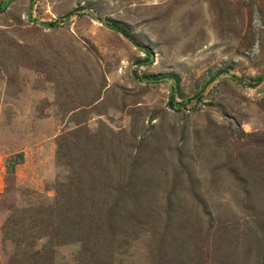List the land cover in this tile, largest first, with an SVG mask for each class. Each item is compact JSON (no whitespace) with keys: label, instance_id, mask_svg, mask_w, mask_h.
Listing matches in <instances>:
<instances>
[{"label":"rangeland","instance_id":"1","mask_svg":"<svg viewBox=\"0 0 264 264\" xmlns=\"http://www.w3.org/2000/svg\"><path fill=\"white\" fill-rule=\"evenodd\" d=\"M0 4V264H30L8 218L54 199L69 175L58 146L73 141L78 179L102 162L108 182L140 188L142 214L118 229L105 261L217 264L226 234L215 230L225 227L229 264H264V191L252 211L243 202L252 176L240 171L262 162L246 143L264 131V0ZM34 243L57 252L52 264H80L78 244Z\"/></svg>","mask_w":264,"mask_h":264},{"label":"trees","instance_id":"2","mask_svg":"<svg viewBox=\"0 0 264 264\" xmlns=\"http://www.w3.org/2000/svg\"><path fill=\"white\" fill-rule=\"evenodd\" d=\"M71 14L70 12L67 16ZM50 24L53 25L54 23ZM107 24L131 38L149 54L152 53L148 45L136 39L126 27L116 20L109 19ZM152 77L158 78L157 75ZM174 100L172 97V103H175ZM77 136L72 132L61 138L63 141H68L70 137L75 138ZM252 136L254 138L246 144L250 146L253 152L258 153L262 162L258 165L254 163L250 165L245 161L240 171L246 173V177L249 172L252 176H248L244 181L243 192L245 196L243 202H247L252 211L258 212V207L251 204V200L255 195L262 194L264 191V131ZM72 145L58 146L59 161L68 168L69 175L64 180L58 179L54 199L52 201L43 199L33 202L30 207L22 209L20 213L8 218V223L11 224L8 232L20 236L16 240L18 252H20L21 258L26 261L31 259L30 264L53 263L57 252L45 244L36 248L34 243V240L45 237L48 241L50 240L51 244L56 242L57 246L78 244L81 254L78 262L80 264H110V261H105L107 256L102 255L114 251V240L119 235L118 229L129 225L131 220H135L137 216L142 214L140 188L137 181L129 178L124 182H108V177L105 176L106 168L102 162L101 167L95 163L92 164L93 179L89 181L78 179L76 177L78 170L75 156L76 141H73ZM245 159L247 160L246 154ZM82 167L80 166V168ZM33 196H40V194L34 191ZM196 202L198 204L195 206L197 209L200 205L203 206L199 208V211L207 207V213H210L206 199L198 196ZM262 203L264 205V198H262ZM193 209L195 208L193 207ZM182 213H188V210ZM204 213L207 214L205 211ZM199 219L200 215H197L196 223ZM209 225L214 227V218L209 222ZM188 226L191 228L190 225ZM221 229L225 231L226 237L223 238V245L217 248V252L220 254L217 264H229L227 261L234 251L229 239L233 235L231 229L229 232L228 229L225 230V227L216 228L215 232ZM28 241L32 242L29 244ZM125 244H127L126 241ZM255 244L261 246L260 239H256ZM262 248L264 249V247ZM202 256L199 255L203 261H209L208 253L202 251Z\"/></svg>","mask_w":264,"mask_h":264}]
</instances>
